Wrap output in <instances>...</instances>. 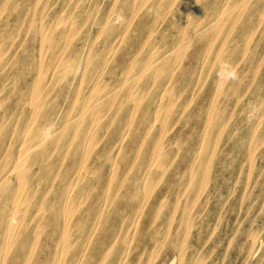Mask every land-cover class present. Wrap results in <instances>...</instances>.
<instances>
[{"label": "rangeland", "instance_id": "rangeland-1", "mask_svg": "<svg viewBox=\"0 0 264 264\" xmlns=\"http://www.w3.org/2000/svg\"><path fill=\"white\" fill-rule=\"evenodd\" d=\"M233 1L241 8L229 14L215 39L195 36L184 47L180 69L168 91L171 97L178 98L155 119L154 96L164 93L169 66L158 74L153 65L175 53L181 43L178 33L188 26L178 13L183 0H0V49H8L0 64V172L4 163L14 164L22 136L27 130L33 133L42 119L29 122L32 113L28 92L40 73L47 76L43 86L48 88L42 121L53 120L60 126L58 133L65 127L61 131L63 140L47 155L48 163L32 164V170L39 171L48 181L57 172L58 179L46 184L47 181H41V192L23 205H29L26 220L36 221L49 213L40 211L36 215L43 190L50 188L49 199L58 191L59 201L64 183L78 179L84 188L78 197L82 198L79 213H89L100 194L111 192L105 206L108 214L102 224L113 228V218L130 211L124 199L128 184L119 183L122 176L127 171L132 175L143 170L151 161L154 144L160 142L164 150L160 160L166 161L162 167H153L151 174L156 186L150 199L160 196L166 200L160 208L144 205L126 264L136 261L139 254L150 256V264H170L173 259L175 264H264V0ZM224 2L196 0L187 29L194 32L215 17L222 6L225 8ZM44 28L50 31L52 43L42 40ZM66 38H70L67 44ZM222 46L228 51L226 59L220 62L218 51ZM61 55L74 69L62 71ZM89 55L91 73L85 75L88 80L82 82L83 90L79 93L84 61ZM222 65L237 71L235 81H240V85L236 90L226 88L218 94L217 77ZM181 69H188L189 75L183 76ZM131 72L135 76L132 82L127 79ZM98 80L108 84L100 87L102 94L113 89L111 93L119 99L112 105L98 101L76 119L85 93ZM138 89L139 103L125 102L127 93ZM216 93L218 99L211 108ZM94 114L101 116L97 135L87 142ZM209 115L216 128L206 136L204 123ZM129 121L132 130L123 146H118V128ZM152 121H157L155 127L142 138ZM202 147L208 149V155L196 169L190 158ZM111 158L116 159L119 167L110 173ZM125 163L127 171L121 166ZM116 191V196H111ZM171 197L176 199L170 200ZM3 200L0 198V204ZM78 216L81 214L74 216L73 223L81 220ZM41 235L48 243V229Z\"/></svg>", "mask_w": 264, "mask_h": 264}, {"label": "bare ground", "instance_id": "bare-ground-1", "mask_svg": "<svg viewBox=\"0 0 264 264\" xmlns=\"http://www.w3.org/2000/svg\"><path fill=\"white\" fill-rule=\"evenodd\" d=\"M224 3H225V8L222 6V10L219 11V13L215 17L208 19V20L206 19L207 21L204 22L201 25V27L196 29L194 32H191L190 30L187 29V27H189V23H191L190 21H191V18L193 17V13H194L195 8H196L195 7L196 0H193L192 2H190V0H183L182 6L178 9V13L181 16H183V21L185 22V24H188V26L183 28L181 30V32L178 33V35L180 36V39H181V43H180V45H178L179 47L177 48V51L175 53L170 54V56H168L166 59H164L162 61H159V62L157 61L153 65L155 70L158 71V74L160 72H162V70H165V67L169 66L168 75L165 76L166 77L165 82H167V83L164 87V89H165L164 93L162 94V92H159L158 94H156L154 96V97H156V99L154 101V112H155L154 117H155V119L158 116V114H161L162 112H164L163 109L165 108V106H167L169 104H173V99L177 100V98H178L177 96L175 97L174 95H172L174 97H171L170 94L168 93V91L170 92V89L173 88V86H172L173 78L175 76L176 71L178 69H180V64H181V61L183 59V54H184V49H185L184 47H186V45L195 36H198V38H201V39L205 38V39H211L212 40L213 37L215 39L216 35L220 34L219 32L223 28L225 21L227 20L229 14L234 13V11H238L241 8L237 5H235L234 1L232 2V0H225ZM168 4H169V2H168ZM128 5H129V2H128ZM243 7H245V6H243ZM1 8H2V6H0V10H1ZM237 14H238V12L234 16V17H236L235 22L238 20ZM88 15H90V14H88ZM101 17H103V16H101ZM104 17L106 18L105 15H104ZM84 20H85V18H84ZM106 20H108V19H106ZM72 22H74V21L72 20ZM104 24H106V23H104ZM127 26H128V24H127ZM151 27H152V25H150V29H151ZM112 29L113 28H111L110 30H112ZM152 29H153V27H152ZM249 29H250V27H249ZM27 30H28V28H27ZM57 34L58 33H56V35ZM17 35H18V33H17ZM72 35H74V33ZM120 35H122V34H120ZM70 36L71 35H69V37ZM245 36L248 37V35H246V34H245ZM41 37H42V40H44L45 42L52 43L53 38L51 36V33H50V31L46 30L45 28L42 31ZM117 37H118V35H117ZM69 39L70 38H66L65 44H67L70 41ZM90 39L92 40L93 38H90ZM117 42L119 43V41H117ZM8 43L9 42H7V44ZM40 44H42V43H40ZM115 46H117V45H115ZM5 47H7V45L4 46V48ZM40 47H41V45L39 46V48ZM108 47H110V46H108ZM5 50H6V48H5ZM7 50L4 51L3 49H0V64H1V59H2L3 55H5V52H7ZM88 50H89V48H88ZM227 51L228 50H226V48L224 46H222L219 49L218 57H219L220 62L223 61L224 58L226 59L225 54L227 53ZM89 56L84 61V74H83V79H82L83 81L81 80V85L78 87L79 93L83 90V84L84 83H82V82L88 80V78H85V75L91 73L90 61H89L91 56L90 57ZM59 58H60V61H59L60 66H61V69L63 72L66 71V69H68V68H73L72 65H70L68 63V61L62 57V55ZM240 59H241V57H240ZM105 64H106V62H105ZM54 65H56V64H54ZM77 65H79V64H77ZM38 68H39V66H38ZM57 68H58V65H57L55 70H57ZM76 69H78V68H76ZM69 70L70 69H68V71ZM198 70H199V68H198ZM180 72L183 76L189 75L188 69H181ZM80 75H81V73H80ZM46 79H47V76L43 73H40L37 77V80H35V82L33 83L32 88L29 89V92H28V99H29V104L31 106V113H32L31 118H29V122L32 124L35 122V120L38 121V119H40V118L43 119V115L41 113H42L43 107L46 104V94L45 93L48 89V88L46 89V87L43 86V83L45 82L44 80H46ZM127 79L130 80V82L135 80V76L132 74V72L127 76ZM217 79L219 81V87H218V92H217L218 94H221L226 88L229 91L236 90V89H238V87L240 85V81L229 82L228 80L220 79V77L219 78L217 77ZM78 81H80V80H78ZM152 81H153V79H152ZM64 82H62L61 85H63ZM93 82L90 85L91 88L89 89V91L87 90L88 93H85V94H87L85 97V102L83 103L82 109L79 112V114L77 115L76 119H80L85 114V112L87 111V108L90 107L91 105H94V104L96 105V103H98V101H101L104 105L105 104H111L112 105V103H114V100L117 101L119 99V97L116 96V93H114V92L111 93L113 89H111L109 92H106L105 94H102V88H100V87H102V86L106 87L108 84H103L99 80L97 82H94V83ZM149 82H151V81H149ZM85 83L87 85L89 84V82H85ZM150 84L151 83H149L148 85H150ZM216 84H217V82L215 83V85ZM141 86L143 87L144 85H141ZM59 87H61V86L59 85ZM12 89L13 88L11 87L10 90H12ZM139 89L135 90L134 92H132L130 94L127 93L128 98L125 100V102L126 101H127V103L133 102L135 105H137L139 103V100H140L139 94L141 91ZM50 91L51 90H49V92ZM84 91H85V89H84ZM142 92L144 93V91H142ZM165 92H166V94H165ZM217 93H216V96H214V99L212 102L213 106L211 105L212 103L210 104L211 108H214V104L218 99V98L216 99V97L218 96ZM74 94H75V92H74ZM2 97H3V95H2ZM20 102H22V101H20ZM182 109H183L182 112H185L186 107H184ZM211 110H214V109H211ZM134 111H135V109H134ZM169 112L170 111H168L167 113H169ZM100 113H102V112H100ZM129 113H130V110H129ZM94 115H96V114H94ZM154 117H153V119H154ZM6 118H8V117H6ZM100 118H101V116H99V115L98 116L96 115L94 118H92L91 125L88 126V127H90L88 136L86 138L84 137L87 140V142L93 141V139L96 137L97 127H98ZM42 119L40 120L39 123H36V127H35L33 133H30L31 131L27 130L28 132L27 131L25 132L24 137L22 136V138H24V139H22V141L19 143L18 150H17V156L15 158L14 164L10 165V163L7 162L6 164L4 163V166H2V168H1L2 171L0 172V198H3L4 200H3L2 204H0V264H126V261L129 258L130 252L132 250V244L134 243V240H135L136 226L139 222L140 217L143 216V214H144V208H145L144 205H150L153 208L154 207L160 208L162 201H164L163 199H165L164 197L161 198L160 196H155L154 198L150 199L151 194L154 193V187L156 186V182L154 181L153 176L151 174L153 167L157 166V165L162 167L163 165H165L164 161H166L164 159L160 160V154H162V152L164 151L161 143L158 142V143L154 144V148L152 150V155H150L151 161L148 162L147 166L143 170L137 171L131 175L130 173H127L128 171L126 168H127L128 163H125L124 166L121 165L123 167V169L127 172L124 171L125 174L122 176L119 183H120V185L122 184V186L125 184H128V189H126L127 191H126V194L124 196V199L129 204V207H130L129 210L130 211L126 212V214L123 216L113 218L116 221V224H114L113 228H106L102 224L103 222L106 221V217L108 214L105 211V206H106V203L108 201V197H109L108 195L111 192L108 191L104 195L100 194L99 195V201L96 204H94L93 208H89V213L87 211H83L82 213H79L78 210H80L79 208L82 204V200H81L82 198L81 197L78 198V197L82 192H84L83 191L84 188L82 189V187L78 184V179H71L70 184H69V182L64 183V187L62 188V190L60 192L61 195L59 196V201H58V195H59L58 191L55 192L54 197L49 199L47 194L49 193L50 188L48 190H43V194L40 196V203L38 204V208L36 210L37 211L36 215L40 211H47L49 213L45 214V216H40L39 219L36 218L35 219L36 221H34L30 218L28 220H26L25 216L27 214V210H28V206H29V205H27L26 207L23 206V205H25L26 201H27V203H29V201H30L29 199L32 198L33 195H37L41 192V190L39 188H40V184L42 182L47 181V182H45V184L48 182L53 183L58 179V174H57L58 172L55 175H53L52 178L48 181L49 178L46 179V177H44L43 175L41 176V174H38L39 171L32 170V164L33 163L40 164L41 166L46 165L48 163L46 160L49 159V156H47V155H49L50 152L54 148L58 147V143L60 142V140H63L62 139L63 136H62L61 131H63L65 127L63 126V128L60 129L61 131L58 133V129L60 126L58 127V125H55V122L53 120L46 119L45 121H42ZM1 122H2V120H1ZM156 122L157 121H152L151 124L146 127L144 133H142V138H144L150 132V129L152 127H155ZM13 123L15 124V122H13ZM174 123H173V125H174ZM213 123H215V122L211 119V116L209 115L207 120H205V123H204V127H205L204 130H205L206 136L207 135L209 136L211 134L209 132H211V130H214L216 128V124H213ZM163 125L164 124H162V126ZM170 128H171V126H170ZM13 129H14V127H13ZM66 129H68V128H66ZM131 130H132V125H131L130 121L127 122L124 127L120 126L118 128V133H120L119 136L117 135V137L119 138V139L117 138V140H119L118 146H123V142L125 140V137L131 132ZM159 130H160V127H159ZM254 132H256V131H254ZM103 135H104V133H103ZM215 138L216 137L214 136V140H215ZM250 139H249V141H250ZM208 140H209V138H208ZM173 144H174V142H173ZM198 146H200V144ZM247 147H248V144H247ZM5 148H7V147H5ZM120 151H121V148H120L118 153H120ZM207 151H208V149H206L205 147H202L193 156V158H190V161L193 164L194 168L197 169L198 167L199 168L201 167V164L203 163L204 160H206V156L208 155ZM175 154H177V153H175ZM12 155H13V153L10 154V156H12ZM8 156H9V153H8ZM115 158H116V156H115ZM115 158L114 159L111 158L112 159L110 161V169L111 170H109L110 173L114 172L115 169H118V167H119ZM81 159H82V157H81ZM75 164H77V162ZM167 164H168V162H167ZM41 166L39 167L40 169H41ZM78 166H80V165H78ZM81 167H80V169H81ZM159 174H160V171H159ZM193 174L195 177H199L198 174H195V173H193ZM206 179H207V177H206ZM101 180H102V178H101ZM158 181H160V180H158ZM119 183L117 185H119ZM244 187H245V185H244ZM113 193L111 194V196L114 195V197H115L116 194L118 193V191L113 192ZM173 199L175 200L176 197L170 198V200H173ZM102 201H103V204H101ZM138 202H141V203H138ZM149 209H151V208L149 207ZM90 211H92V212L90 213ZM78 214H81V216H78V218L81 220H77L76 222L73 223L74 216H76ZM127 222L129 223L128 226H126ZM102 228H103V230H102ZM45 229H48V236H49L48 243H46L42 240L41 233ZM257 233H258V231H257ZM187 244H188V242H187ZM149 258H150V256H147L145 254L140 256V254H139V258L136 261L132 262V264H150ZM180 260H181V258H180ZM170 264H175V259L171 260Z\"/></svg>", "mask_w": 264, "mask_h": 264}, {"label": "clouds", "instance_id": "clouds-1", "mask_svg": "<svg viewBox=\"0 0 264 264\" xmlns=\"http://www.w3.org/2000/svg\"><path fill=\"white\" fill-rule=\"evenodd\" d=\"M219 77L222 80L235 81L238 79L237 71L229 65H222Z\"/></svg>", "mask_w": 264, "mask_h": 264}]
</instances>
